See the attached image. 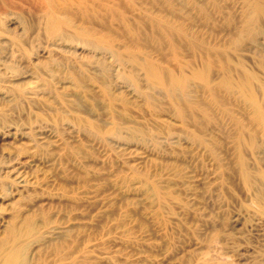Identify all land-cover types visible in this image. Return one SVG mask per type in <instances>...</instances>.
<instances>
[{
  "label": "rangeland",
  "instance_id": "rangeland-1",
  "mask_svg": "<svg viewBox=\"0 0 264 264\" xmlns=\"http://www.w3.org/2000/svg\"><path fill=\"white\" fill-rule=\"evenodd\" d=\"M0 264H264V0H0Z\"/></svg>",
  "mask_w": 264,
  "mask_h": 264
},
{
  "label": "bare ground",
  "instance_id": "bare-ground-1",
  "mask_svg": "<svg viewBox=\"0 0 264 264\" xmlns=\"http://www.w3.org/2000/svg\"><path fill=\"white\" fill-rule=\"evenodd\" d=\"M33 86H29V91H32L33 90V88H32ZM4 96V95H3ZM12 128V127H11ZM10 127L9 128H7V129H11ZM15 128V127H14ZM15 130H16V128H15ZM41 131H43V130H41ZM48 131V130H47ZM16 132V131H15ZM14 132V133H15ZM38 132V131H37ZM45 132H46V130H45ZM41 133V132H40ZM5 134V133H4ZM48 134H50V133H48ZM39 135V134H38ZM45 135V134H44ZM45 137L46 136H43L42 134H40L38 137H36L37 139H35L34 138V140L36 141V142H41V141H44L45 140ZM47 138V137H46ZM33 140V139H32ZM33 140V141H34ZM26 175H24V174H22V173H20V172H18V173H16V175H15V177H14V183H15V185L17 186V187H25V186H27L29 183L31 184V182H32V180H31V182H30V180L27 178V177H25ZM13 183V182H12ZM14 185V186H15ZM26 188V187H25ZM51 226V225H50ZM49 227V226H48ZM60 227V226H59ZM51 228V227H50ZM49 228V229H50ZM58 228V227H57ZM56 227H52V231L53 230H56L57 229ZM48 229V228H47ZM58 231V230H57ZM45 232V231H44ZM54 232V231H53ZM49 233V232H48ZM51 234V233H50Z\"/></svg>",
  "mask_w": 264,
  "mask_h": 264
}]
</instances>
